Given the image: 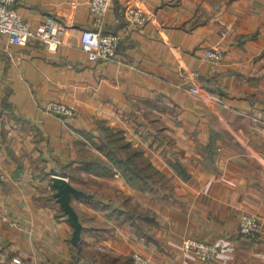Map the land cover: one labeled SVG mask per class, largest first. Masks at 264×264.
<instances>
[{"label":"crops","instance_id":"0c3cea01","mask_svg":"<svg viewBox=\"0 0 264 264\" xmlns=\"http://www.w3.org/2000/svg\"><path fill=\"white\" fill-rule=\"evenodd\" d=\"M89 2H14L32 28L48 15L65 25L55 50L0 33V264H134L133 251L152 264H264V0H110L99 26L118 45L96 61L80 46L97 27ZM214 45L223 55L204 58ZM48 99L73 113L46 110ZM105 128L141 150L146 179L82 164L107 160ZM54 174L92 194L71 199L78 245ZM243 211L261 217L259 234L238 231ZM185 236L216 254L184 252Z\"/></svg>","mask_w":264,"mask_h":264},{"label":"built area","instance_id":"2783aa9c","mask_svg":"<svg viewBox=\"0 0 264 264\" xmlns=\"http://www.w3.org/2000/svg\"><path fill=\"white\" fill-rule=\"evenodd\" d=\"M16 0H0V33L7 36V41L15 44H26L30 39H38L47 44L48 49L55 50L61 44V36L65 25L54 17L48 15L40 21L34 28L30 27L24 18L14 8ZM110 0H90L89 6L95 16L96 28H85L81 32V48L87 53L89 60H107L110 59L117 48L119 35L115 32H105L99 26L102 16L107 11ZM126 16L136 24H142L146 20V14L140 7L127 6ZM223 55V50L219 46H207L202 50V56L206 59L217 60ZM191 75L198 72L193 70ZM189 90L197 92L198 87L190 85ZM43 108L53 113L63 116L73 113L74 106L60 100L48 99L42 102ZM263 223L261 217L250 211H243L238 218V231L247 236H255L262 230ZM181 249L184 252L192 251L194 254L204 260H210L217 252V245L185 236L180 242ZM131 261L134 264H152L148 255L133 251L130 254ZM34 264H51L49 262L37 261Z\"/></svg>","mask_w":264,"mask_h":264},{"label":"trees","instance_id":"16d2710c","mask_svg":"<svg viewBox=\"0 0 264 264\" xmlns=\"http://www.w3.org/2000/svg\"><path fill=\"white\" fill-rule=\"evenodd\" d=\"M103 136L98 145L106 152L107 160L90 156L82 160L85 167L102 172L110 171L115 166L132 180H144L150 175L149 162L143 157L141 150L132 148L120 132L105 128Z\"/></svg>","mask_w":264,"mask_h":264},{"label":"water","instance_id":"95a60500","mask_svg":"<svg viewBox=\"0 0 264 264\" xmlns=\"http://www.w3.org/2000/svg\"><path fill=\"white\" fill-rule=\"evenodd\" d=\"M52 183L55 187V191L53 195L56 197L58 202L60 203L64 213L67 215V219L71 223L73 227L71 242L74 245H78V242L81 237L82 224L79 221L78 215L71 204L72 197H81V198H89L92 194L85 192L84 190L75 187L72 185L69 180L62 175H53Z\"/></svg>","mask_w":264,"mask_h":264}]
</instances>
